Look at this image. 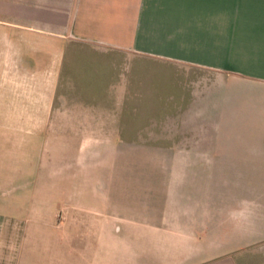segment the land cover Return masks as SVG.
Masks as SVG:
<instances>
[{
  "label": "crops",
  "instance_id": "0c3cea01",
  "mask_svg": "<svg viewBox=\"0 0 264 264\" xmlns=\"http://www.w3.org/2000/svg\"><path fill=\"white\" fill-rule=\"evenodd\" d=\"M26 135L37 232L0 205V264H264V0H0Z\"/></svg>",
  "mask_w": 264,
  "mask_h": 264
},
{
  "label": "rangeland",
  "instance_id": "374dc122",
  "mask_svg": "<svg viewBox=\"0 0 264 264\" xmlns=\"http://www.w3.org/2000/svg\"><path fill=\"white\" fill-rule=\"evenodd\" d=\"M152 67L154 73L162 71L160 65ZM18 170L28 175L0 178V188L4 190L0 192V205L4 208L8 206L5 211L10 214V233L37 232V176L34 175L37 173L36 138L14 136L4 146L0 145V173L9 171L12 174ZM65 228V225H58L57 232H64Z\"/></svg>",
  "mask_w": 264,
  "mask_h": 264
}]
</instances>
